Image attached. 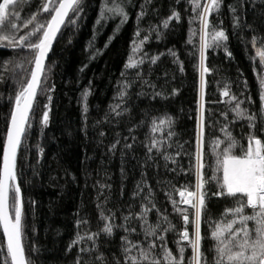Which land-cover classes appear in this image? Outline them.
<instances>
[{
    "label": "trees",
    "instance_id": "16d2710c",
    "mask_svg": "<svg viewBox=\"0 0 264 264\" xmlns=\"http://www.w3.org/2000/svg\"><path fill=\"white\" fill-rule=\"evenodd\" d=\"M43 2L24 0L10 6V11L19 13L13 22L22 24ZM115 2L125 8L126 21L112 13L101 19L105 0H82V11L70 16L74 22L65 23L46 66L45 91L37 96L30 127L18 151L23 242L32 264H77L78 259L79 264H101L97 260L101 254L104 264H124L122 237L148 242L136 216L149 200L155 204L149 221L156 223L164 215L174 225V230L164 234L168 248L175 254L183 243L185 264L191 254L187 242L181 241L185 225L172 200L181 199L177 189L187 186L194 190L196 184L202 83L200 9L194 10L192 0ZM206 2L201 0V4ZM173 12H179L180 19L170 20L164 28L163 21ZM47 16L43 13L38 19L43 21ZM209 20V33L222 30L228 40L216 46L209 35L212 46L204 51V65L210 70L203 81L206 178L216 166L213 141L228 139L221 129L226 128L238 141L237 154L246 146L250 132V122L236 116L232 111L236 102L229 103L224 90L243 101L240 107L257 117L253 131L264 139L263 71L257 56V49L264 47V0H222L219 11ZM28 30L21 28L18 35ZM141 40L143 45L134 53ZM33 57L27 48H0V170L17 82L27 78ZM155 57L159 59L153 63ZM130 58L144 62L129 67ZM121 92L126 93L122 99ZM45 112L49 115L47 125L42 122ZM166 118H171V125L152 132V122ZM169 132L174 135L169 136ZM153 139L162 141V147L149 152ZM205 191L207 211L202 233L207 237V221L220 219L235 205V199L213 195L220 191L215 180H209ZM178 207L193 211L188 205ZM101 208L105 215L115 214V225L137 231L114 227L112 235L101 232L95 241L83 239L74 244L78 236L98 232L104 226ZM129 215L132 219L126 222L124 217ZM187 228L191 234L192 225ZM214 244L209 238L203 241L209 264ZM81 248L91 251L81 252ZM0 249L3 258L6 241L1 227Z\"/></svg>",
    "mask_w": 264,
    "mask_h": 264
},
{
    "label": "snow or ice",
    "instance_id": "6c2138e0",
    "mask_svg": "<svg viewBox=\"0 0 264 264\" xmlns=\"http://www.w3.org/2000/svg\"><path fill=\"white\" fill-rule=\"evenodd\" d=\"M24 0H2L0 2V48H27L34 53L33 59L29 62L33 65L32 70L28 73L27 78L18 81V91L14 98V109L10 117V128L6 133V143L3 148V167L0 170V227L3 229L6 237V255L0 258V264H32L28 252L24 245V224H23V197L18 182L17 175V156L22 141L25 137L28 127H30V116L33 105L38 94H43L46 83L45 61L48 52L51 50L53 42L60 33L65 23H73L70 16L82 11V0H44L39 10L31 15L22 24L13 21L19 19V13L10 11V6L23 3ZM105 0L104 8L100 13L101 19H105V13H112L127 20V12L120 3L112 0ZM195 9H200L198 18L201 22V90H200V124L197 135V151L195 153L194 172L196 184L194 190H189L186 186L179 192L180 200H172L175 210L182 216L185 227L180 232L181 241L187 242V248L191 249L187 264H209L206 251L204 250L203 241L209 238L215 241L212 246L214 252L212 264H264V139H261L253 131L256 128L257 117L249 115L240 105L243 101L238 100L235 95H230L226 89L223 91L225 97H229V103L235 101L232 111L236 116L247 119L250 132L247 137L246 146H241L239 154L234 150L237 148L238 141L232 136L226 128H222L227 136V141L216 139L212 143L213 154L216 157V166L213 174L206 178L204 169L205 163V102H204V74L210 70L204 65V51L212 45L208 42L207 37L211 35L212 43L220 46L222 42L228 40V36L222 30L209 33V17L213 12H218L222 0H207L201 4V0H192ZM43 13L48 16L39 20L38 17ZM145 13H140L143 16ZM180 19L179 12L173 14L163 21V27L169 26L170 20ZM31 26V27H30ZM21 28L29 29L23 35H18ZM139 32L137 35L139 36ZM147 37H145L146 39ZM144 43L140 41L139 45L134 46L133 52L139 51L140 46ZM253 45L256 40L253 39ZM264 43V42H262ZM175 55V53H172ZM230 55V53H229ZM257 55L264 62V47L257 49ZM159 59L155 57L152 62ZM143 59L136 61L130 58L129 67H136L142 64ZM129 85H126L128 87ZM260 87L264 89V75L260 77ZM88 93H84L86 102ZM126 95L121 92L120 98ZM260 99L264 101V91ZM116 105L115 108H118ZM115 108L113 111H115ZM85 112L87 106L85 103ZM117 115L120 113L117 112ZM49 121L48 112L43 114L42 122L47 125ZM171 118L161 119L159 123L155 120L152 122V132L162 131L163 125H171ZM264 131V128H262ZM103 134V133H102ZM169 136L174 133L169 132ZM118 143V142H117ZM221 145H224L221 148ZM115 144L112 146L115 148ZM131 147V145H127ZM162 147V141L153 139L148 151L153 148ZM165 159H171L165 156ZM222 173V175H216ZM209 180H215L219 184L220 191L213 195H227L235 199V205L228 208L222 213L220 219L208 220L210 234L206 237L202 233V224L205 223V213L207 211L205 185ZM142 191V189H141ZM151 195V194H149ZM188 205L193 211L190 213L189 208H180L178 205ZM151 205V206H149ZM100 208V205H98ZM155 209V204L149 200L148 204L142 206V210L136 218L141 223L145 244L141 240L133 241L128 236L122 237L124 241L122 253L124 264H185L186 247L180 244L176 253L168 248L166 243V234L174 230V225L168 221L167 216L161 215L160 220L152 223L148 219V214ZM246 209L250 211L246 212ZM159 212V209H156ZM114 213L105 215L103 209H100V219L106 223L98 232L85 233L84 236H78L74 244H79L81 240L87 239L95 241L101 232L108 235L113 234L114 227H124L126 232L135 233V227H125L124 225H115L113 223ZM191 216V219H190ZM132 216H125L124 220L130 221ZM86 223V221H83ZM166 224L167 227H162ZM192 225L191 234L187 225ZM163 233V234H161ZM152 238V239H149ZM2 250V249H0ZM81 252H90L91 249L81 248ZM97 260L104 264L103 255H98ZM79 264V259L77 261ZM119 264V261H117Z\"/></svg>",
    "mask_w": 264,
    "mask_h": 264
},
{
    "label": "water",
    "instance_id": "95a60500",
    "mask_svg": "<svg viewBox=\"0 0 264 264\" xmlns=\"http://www.w3.org/2000/svg\"><path fill=\"white\" fill-rule=\"evenodd\" d=\"M63 27H64V26H62L61 31H62ZM61 31H60V33H61ZM60 33L57 35L56 40L53 42L52 47H51V50L48 52V55H47V58H46V61H45V66H47V63H48V60H49L50 54H51V52H52V49H53V47H54V44L56 43V41H57V39H58ZM32 68H33V67H32ZM37 96H38V95H37ZM36 99H37V97H36ZM35 102H36V101H35ZM34 104H35V103H34ZM33 107H34V105H33ZM9 128H10V123H9V126H8L7 131L9 130ZM5 143H6V140H5ZM4 145H5V144H4ZM2 167H3V158H2ZM1 170H2V168H1ZM1 228H2V227H1ZM2 231H3V229H2ZM3 235H4V233H3ZM4 238H5V241H6V237H5V236H4Z\"/></svg>",
    "mask_w": 264,
    "mask_h": 264
},
{
    "label": "rangeland",
    "instance_id": "374dc122",
    "mask_svg": "<svg viewBox=\"0 0 264 264\" xmlns=\"http://www.w3.org/2000/svg\"><path fill=\"white\" fill-rule=\"evenodd\" d=\"M258 58L260 60V57L259 56H258ZM260 65H261V68H262V71H263V75H264V62H262L261 60H260ZM200 103H201V101H200ZM263 104H264V101H263ZM199 124H200V114H199Z\"/></svg>",
    "mask_w": 264,
    "mask_h": 264
}]
</instances>
